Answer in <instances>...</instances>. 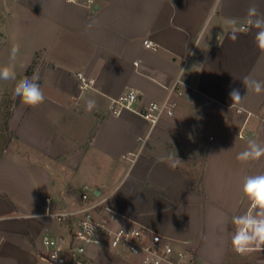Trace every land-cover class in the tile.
I'll return each instance as SVG.
<instances>
[{
    "label": "crops",
    "instance_id": "obj_1",
    "mask_svg": "<svg viewBox=\"0 0 264 264\" xmlns=\"http://www.w3.org/2000/svg\"><path fill=\"white\" fill-rule=\"evenodd\" d=\"M252 4L264 13V0H0V67L16 72L0 80V264H48L43 237L68 232L53 214L84 187L109 198L116 227L162 235L191 264H264V251L240 255L231 243L232 218L250 208L244 180L264 174V158L237 160L250 139L264 146V92L242 83H264L256 30L243 29ZM33 75L45 95L34 108L14 95ZM177 80L183 95L157 126L109 111L129 91L138 107L162 101ZM232 88L246 95L242 105H232ZM90 256L140 264L96 248Z\"/></svg>",
    "mask_w": 264,
    "mask_h": 264
},
{
    "label": "built area",
    "instance_id": "obj_2",
    "mask_svg": "<svg viewBox=\"0 0 264 264\" xmlns=\"http://www.w3.org/2000/svg\"><path fill=\"white\" fill-rule=\"evenodd\" d=\"M76 3L78 0H68ZM91 2L92 0H87ZM245 29V27H243ZM144 46L157 51L158 46L150 39ZM83 90L94 86V80L84 74H77ZM181 82L177 80L162 101H152L138 107L139 95L129 91L110 103L109 111L114 116L133 112L152 127L164 118L172 117L177 103L174 96H182ZM81 197L75 199V205L53 214L61 222H66L67 235L46 234L42 239V253L51 264H93L90 251L93 248L107 250L116 256L129 260L130 256L140 264H191L192 255L187 251H177L172 242L157 233L147 232L139 226L116 227L115 213L109 208V198L97 195L84 187ZM91 227L85 229L84 225Z\"/></svg>",
    "mask_w": 264,
    "mask_h": 264
},
{
    "label": "clouds",
    "instance_id": "obj_3",
    "mask_svg": "<svg viewBox=\"0 0 264 264\" xmlns=\"http://www.w3.org/2000/svg\"><path fill=\"white\" fill-rule=\"evenodd\" d=\"M74 2V0H73ZM246 23L249 29H255L254 42L256 46L264 51V13L252 4L247 10ZM231 39H238V31L231 34ZM19 52V45L14 44L10 61L16 60ZM38 75H33L31 79L24 78L19 80L14 88V95L19 97L21 103L28 107H37L45 101V95L38 81ZM0 80H16L14 64L10 63L0 67ZM243 85L247 92L252 91L257 94L264 92V83L245 77ZM232 105H242L246 95H242L239 88H232L229 92ZM96 106L94 99L86 102V110L91 112ZM264 158V146L257 142L255 138L250 139L247 148L238 153L237 160L242 163L259 161ZM158 163L165 162L163 157L159 158ZM243 194L250 201V208L241 215L234 216L232 223L235 225V232L232 235L231 243L236 253L246 255L252 252L264 251V174L250 175L245 178L243 183ZM40 219V217L36 216ZM85 229L90 228L89 224L84 225Z\"/></svg>",
    "mask_w": 264,
    "mask_h": 264
},
{
    "label": "trees",
    "instance_id": "obj_4",
    "mask_svg": "<svg viewBox=\"0 0 264 264\" xmlns=\"http://www.w3.org/2000/svg\"><path fill=\"white\" fill-rule=\"evenodd\" d=\"M206 156H207V150L205 149L202 156L199 159L200 164L205 162ZM69 195L74 196L76 199H79L81 197V194L79 192L72 190V189L69 190Z\"/></svg>",
    "mask_w": 264,
    "mask_h": 264
},
{
    "label": "rangeland",
    "instance_id": "obj_5",
    "mask_svg": "<svg viewBox=\"0 0 264 264\" xmlns=\"http://www.w3.org/2000/svg\"><path fill=\"white\" fill-rule=\"evenodd\" d=\"M88 190L89 191H92V189H90L89 187H88ZM124 227V226H123ZM127 227V226H126ZM52 233V232H51ZM58 233H62L63 235H67V229H62L61 230V232H59V230H58ZM55 235H57V234H55ZM132 262V261H135V258L134 257H131L130 256V258H129V262ZM48 264H50L49 262H48Z\"/></svg>",
    "mask_w": 264,
    "mask_h": 264
}]
</instances>
